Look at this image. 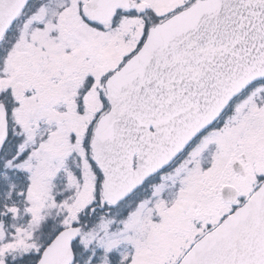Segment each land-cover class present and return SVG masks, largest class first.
<instances>
[{"label":"snow or ice","instance_id":"snow-or-ice-1","mask_svg":"<svg viewBox=\"0 0 264 264\" xmlns=\"http://www.w3.org/2000/svg\"><path fill=\"white\" fill-rule=\"evenodd\" d=\"M0 264H264V0H0Z\"/></svg>","mask_w":264,"mask_h":264}]
</instances>
